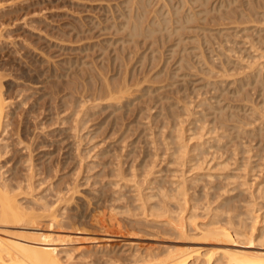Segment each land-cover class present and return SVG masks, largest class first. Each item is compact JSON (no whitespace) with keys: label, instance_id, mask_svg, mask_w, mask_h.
<instances>
[{"label":"rangeland","instance_id":"rangeland-1","mask_svg":"<svg viewBox=\"0 0 264 264\" xmlns=\"http://www.w3.org/2000/svg\"><path fill=\"white\" fill-rule=\"evenodd\" d=\"M222 1L0 0L11 103L0 189L29 211L56 210L62 223L46 228L47 212L40 228L60 230L65 264H155L192 245L264 251V0ZM195 224H233L258 242L202 239Z\"/></svg>","mask_w":264,"mask_h":264},{"label":"bare ground","instance_id":"bare-ground-1","mask_svg":"<svg viewBox=\"0 0 264 264\" xmlns=\"http://www.w3.org/2000/svg\"><path fill=\"white\" fill-rule=\"evenodd\" d=\"M134 1V0H133ZM137 1V0H136ZM215 1V0H214ZM220 1V0H219ZM224 1V0H223ZM223 1H222V3H223ZM230 1V0H229ZM234 1V0H233ZM159 2V1H158ZM199 2V1H198ZM203 2V1H202ZM186 3H187V1H186ZM219 4H220V2H218ZM218 3H216V4H218ZM151 4V3H150ZM175 5V4H174ZM187 5V4H186ZM221 5V4H220ZM219 5V6H220ZM223 5H225V4H223ZM180 6V5H179ZM188 6H189V4H188ZM198 6V5H197ZM213 6V5H212ZM219 6H217L218 8H220ZM226 6V5H225ZM169 7V6H168ZM175 7V6H174ZM222 7H224V6H222ZM228 7V6H227ZM227 7H224V8H227ZM179 8V7H178ZM177 8V9H178ZM189 8V7H188ZM194 8V7H193ZM216 8V7H215ZM217 8V9H218ZM169 9V8H168ZM192 9V8H191ZM201 9V8H200ZM199 9V10H200ZM244 9V8H243ZM198 10V11H199ZM203 11H205L204 9H202ZM212 9H210V11H211ZM219 10V9H218ZM156 11V10H155ZM167 11V10H166ZM165 11V12H166ZM194 11V10H193ZM196 11H197V9H196ZM203 11H201V12H203ZM214 11V10H213ZM216 11V10H215ZM257 11V10H256ZM164 12V13H165ZM174 12V11H173ZM179 12V11H178ZM190 12H192L191 10H190ZM195 12V11H194ZM200 12V11H199ZM151 14V13H150ZM173 14V13H172ZM186 14V13H185ZM193 14V13H192ZM195 14V13H194ZM193 14V15H194ZM207 14H209V13H207ZM240 14V13H239ZM163 15V14H162ZM189 15V14H188ZM192 15V16H193ZM134 16V15H133ZM172 16V15H171ZM205 16V15H204ZM220 16H222L221 14H220ZM224 16V15H223ZM149 17V16H148ZM180 17V16H179ZM183 17V16H182ZM190 17V16H189ZM149 18H151V17H149ZM149 18H148V20H149ZM166 18V17H165ZM197 18V17H196ZM196 18H194V19H196ZM204 18V17H203ZM225 19H226V17H224ZM12 19V18H11ZM183 19V18H182ZM192 19V18H191ZM199 19V18H198ZM198 19H197V21H198ZM201 19V18H200ZM234 19V18H233ZM176 20V19H175ZM187 20V19H186ZM253 20V19H252ZM155 21V20H154ZM157 21V20H156ZM178 21V20H177ZM236 21V20H235ZM258 21V20H257ZM171 22V21H170ZM185 22V21H184ZM250 22H252V21H250ZM254 22V21H253ZM2 23V22H1ZM0 23V24H1ZM4 23V22H3ZM172 23V22H171ZM240 23V22H239ZM243 23V22H242ZM246 23V22H245ZM9 24V23H8ZM158 24V23H157ZM161 24V23H160ZM181 24V23H180ZM220 24V23H219ZM224 24V23H223ZM2 25V24H1ZM3 25H7V24H3ZM3 25H2V27H3ZM184 25V24H183ZM180 26V25H179ZM188 26H191V25H188ZM5 27V26H4ZM168 27H170V26H168ZM178 28V27H177ZM185 28H186V25H185ZM188 28V27H187ZM191 28V27H190ZM168 29V28H167ZM145 30V29H144ZM156 30V29H155ZM185 30V29H184ZM172 31V30H171ZM2 31H0V33H1ZM172 34V33H171ZM4 35V34H3ZM2 35V36H3ZM0 36H1V34H0ZM182 40V39H181ZM7 68V67H6ZM4 70V69H3ZM1 71V70H0ZM5 72V71H4ZM4 72L2 73V74H4ZM8 72V71H7ZM7 72H5V73H7ZM126 72V71H125ZM1 73H0V129H4V126L2 127V124L3 125H5V124H7V123H3V121L5 120V118H6V114H5V118H4V120H3V115H4V113H6L5 112V106L7 105V103H8V101H7V103H6V105H5V102H6V100L7 99H4V97H3V92H2V89H3V76H8L7 74H4V75H2ZM11 74V73H10ZM17 74V73H16ZM102 74V73H101ZM127 74V73H126ZM12 75V74H11ZM11 75H9V76H11ZM152 75V74H151ZM146 76V75H145ZM148 76V75H147ZM104 75H103V79H104ZM125 77H126V75H125ZM11 78H12V76H11ZM14 78V77H13ZM124 78V77H123ZM5 79V78H4ZM107 79V78H106ZM125 79V78H124ZM15 80H16V78H15ZM105 80V79H104ZM138 80H139V78H138ZM109 81V80H108ZM123 81V80H122ZM121 81V82H122ZM152 81V80H151ZM24 82V81H23ZM105 82H107V80H105ZM145 82V81H144ZM127 83V82H126ZM31 84V83H30ZM110 83H108L107 84V86L109 85ZM125 84V83H124ZM141 84V83H140ZM139 84V85H140ZM32 85V84H31ZM120 85H121V83H120ZM120 85H119V87H120ZM126 85V84H125ZM132 85H134V84H132ZM136 85H138V84H135V86ZM130 86V85H129ZM48 87H50V86H48ZM123 87H125V88H122L124 91H125V89L128 87V86H123ZM134 87V86H133ZM53 88V87H52ZM51 88V89H52ZM56 88V87H55ZM121 88V87H120ZM120 88L118 89V90H120ZM130 89L132 88L131 86L129 87ZM135 88H137V87H135ZM5 89V88H4ZM109 89H110V86H109ZM108 89V90H109ZM117 90V91H118ZM122 90V91H123ZM127 90H129V89H127ZM83 91V90H82ZM116 91V90H115ZM121 91V90H120ZM120 91H118L119 93H120V95L122 94V92H120ZM109 93L111 92V91H108ZM135 92H137L136 90H135ZM96 93V92H95ZM94 93V94H95ZM125 93V92H124ZM126 93H129V94H131V92H129V91H127ZM132 93H133V91H132ZM111 94V93H110ZM110 94H108V97H110L111 95ZM113 94V93H112ZM116 94V92H114V94L112 95V96H114ZM118 94V93H117ZM116 94V95H117ZM85 95V94H84ZM107 95V94H106ZM115 95V96H116ZM124 95L125 94H122V96L124 97ZM128 95V94H127ZM134 95V94H133ZM111 96V97H112ZM130 96V95H129ZM110 97V98H111ZM116 97H118L117 99H115V101H117L118 99H119V96H116ZM131 97H132V95H131ZM110 98H108L109 100H110ZM113 98H115V97H113ZM112 98V99H113ZM95 99V98H94ZM102 99V98H101ZM103 99H106V98H103ZM122 99H125V98H122ZM108 100V101H109ZM120 100H121V98H120ZM119 100V101H120ZM113 101H114V99H113ZM10 103V102H9ZM8 103V104H9ZM123 103V102H122ZM11 104V103H10ZM161 112V111H160ZM8 113V112H7ZM160 115V114H159ZM225 115V114H224ZM6 121V120H5ZM169 124V123H168ZM2 127V128H1ZM6 127V126H5ZM8 127V126H7ZM6 127V128H7ZM5 130V129H4ZM1 131V130H0ZM222 132H224V131H222ZM221 132V133H222ZM226 132V131H225ZM164 135V134H163ZM220 135V134H219ZM175 136H177V135H175ZM179 136H180V134H179ZM179 136H178V138H179ZM228 137V136H227ZM176 138V137H175ZM182 138V137H181ZM219 138V137H218ZM166 139V138H165ZM220 139V138H219ZM218 139V140H219ZM183 140V139H182ZM220 141V140H219ZM156 142V141H155ZM179 143V142H178ZM177 143V144H178ZM180 143H182V141H180ZM183 144L185 145V143L183 142ZM182 144V145H183ZM183 145V146H184ZM178 146H180V144L178 145ZM182 147V146H181ZM185 147V146H184ZM187 147V146H186ZM185 147V148H186ZM220 147V146H219ZM186 149H188V147L186 148ZM189 150L190 149H188V151L186 150L185 151V155H187V153L186 152H189ZM203 150V149H202ZM184 151V150H183ZM182 151V152H183ZM180 152H181V150H180ZM194 154V153H193ZM195 155V154H194ZM197 155V154H196ZM190 156H192V155H190ZM188 157V156H187ZM189 158V157H188ZM195 159V158H194ZM193 159V160H194ZM191 160V159H190ZM149 177V176H148ZM148 179V178H147ZM146 179V180H147ZM151 179V181H152V178H150ZM146 180H145V182H146ZM148 181V180H147ZM182 181V180H181ZM183 182H186V181H183ZM183 182H181V184L179 185L180 187H182L184 184H182ZM146 184V183H145ZM148 184V183H147ZM146 184V185H147ZM187 184V183H186ZM185 184V185H186ZM141 185V184H140ZM150 185V184H149ZM149 185L148 186H146V187H149ZM182 185V186H181ZM180 187H176V188H179V192H180V190L181 189H185V187H183V188H181L180 189ZM155 188V187H154ZM187 188V187H186ZM7 189V188H6ZM3 189L4 190V192H3V190H1L0 189V226H18V227H22V228H26V230H27V232H25L24 230V232L25 233H23L24 235H21V236H9V237H5V236H3V235H1V232H0V264H65L62 260H61V258H60V256L61 255H59L58 254V251H59V248H58V244L56 245V243L58 242L57 240H60V239H63V241H64V239L65 238H60L61 236H59L60 235V233H58L60 230H54V228H53V230H51V228H48V229H50L51 231H47V232H45V230L44 231H42V228H40V226L42 227V225H40V223H42L41 222V220H43V217H44V219H45V215H46V218H49L48 217V215L50 216V218H52L50 221H49V223H47L46 225V228L48 227V225L50 224H53L52 226H57V225H55L56 223L58 224H60V222L57 220V218H59L58 216L56 217V210H54V208L55 207H53V210L54 211H51L50 210V212H48V211H43V213L41 214V212H40V210H39V212H40V214L39 213H37L38 211L36 210V212L34 211L35 209H30V211L29 210H27V207H24V206H22L23 204H21L20 202H19V200L17 199V198H15V196H14V194L11 196V194L12 193H9V191H7V190H9V189ZM75 189V188H74ZM184 189H183V191L182 192H184ZM71 190H72V188H71ZM76 190V189H75ZM162 190V189H161ZM161 190H160V192H161ZM186 190H188V189H186ZM11 191V190H10ZM141 191V190H140ZM75 192H77V191H72V193H73V196H74V194H75ZM148 192V191H147ZM176 192H178V191H176ZM187 191H185V193H186ZM149 193H152V192H149ZM188 193V192H187ZM141 194V193H140ZM147 194V193H146ZM145 194V195H146ZM164 194V193H163ZM72 195V194H71ZM71 195L68 197V198H72L71 197ZM144 196V193L143 194H141V196H139V198H142L143 196ZM149 195V194H148ZM180 195H182V194H180ZM185 195V194H184ZM167 196V195H166ZM169 196V195H168ZM150 197V196H149ZM154 197V196H153ZM74 198V197H73ZM144 198H145V196H144ZM144 198H142V199H144ZM152 198V197H151ZM155 198H157V197H155ZM231 198V197H230ZM163 199V198H162ZM165 199V198H164ZM65 200H67V198H65ZM73 200V199H72ZM141 200V199H140ZM153 200V199H152ZM143 201V200H142ZM141 201V203L143 204V205H146V206H148L146 203H148L146 200V203H145V201H143L142 202ZM160 201V200H159ZM166 201V200H165ZM67 202H69L68 200H67ZM72 202V201H71ZM70 202V203H71ZM227 202V201H226ZM91 203V202H90ZM151 203V202H150ZM160 203V202H159ZM162 203V202H161ZM224 203V202H223ZM236 203V202H235ZM68 204V203H67ZM141 204V205H142ZM46 205V204H45ZM44 205V206H45ZM77 205V204H76ZM142 205V206H143ZM160 205V204H159ZM140 206V205H139ZM146 206L144 207V208H146ZM151 206V205H150ZM161 206H164L163 204L161 205ZM255 206V205H254ZM253 206V208L255 209V207ZM48 207V206H47ZM167 206H166V204H165V208H166ZM79 208V207H78ZM142 208V207H141ZM144 208H143V210H144ZM44 210H45V207L43 208ZM48 209V208H47ZM46 209V210H47ZM51 209V208H50ZM148 209V208H147ZM146 209V210H147ZM163 209V208H162ZM161 208H160V210H162ZM32 210V211H31ZM58 210V209H57ZM158 210H159V207H158ZM247 210H249V209H247ZM246 210V211H247ZM250 210H252L251 208H250ZM145 211V210H144ZM157 211V210H156ZM163 211V210H162ZM167 211H168V209H167ZM252 211H254V210H252ZM45 212V213H44ZM48 212V213H47ZM52 212V213H51ZM55 212V213H54ZM95 212H96V210H95ZM98 212V211H97ZM147 212V211H146ZM166 212V211H165ZM164 212V213H165ZM169 212H171L170 210L168 211V213L167 214H169ZM235 212V211H234ZM255 212V211H254ZM254 212H252V213H254ZM48 215H47V214ZM51 213V214H50ZM58 213V212H57ZM148 213V212H147ZM146 213V216L148 215ZM150 213V212H149ZM163 213V212H162ZM218 213V212H217ZM222 213H224V212H222ZM228 213L229 212H227V215H228ZM232 213V212H231ZM230 213V214H231ZM43 214H45L44 216H43ZM56 214V215H55ZM65 214V213H64ZM101 214H103V213H101ZM151 214H152V212H151ZM150 214V215H151ZM158 214H161V213H158ZM166 214V215H167ZM172 214V213H171ZM221 214V213H220ZM255 214V213H254ZM257 214H259V213H257ZM257 214H256V216H257ZM52 215V216H51ZM94 215V214H93ZM96 215V214H95ZM165 215V214H164ZM251 215V214H250ZM260 215V214H259ZM41 216H42V219H41ZM97 216V215H96ZM154 216V215H153ZM152 216V218L153 219H155L154 217ZM157 216V215H156ZM160 216V215H159ZM169 216V215H168ZM217 216V215H216ZM229 216V215H228ZM244 216V215H243ZM255 216V217H256ZM63 217V216H62ZM61 217V218H62ZM111 217V216H110ZM161 217V216H160ZM176 217V216H175ZM183 217V216H182ZM241 217V216H240ZM252 217H254L253 216V214H252ZM97 218V217H96ZM103 218V217H102ZM106 218V216H104V219ZM148 218V217H147ZM217 218V217H216ZM228 218V217H227ZM243 218V217H242ZM259 218V217H258ZM41 219V220H40ZM98 219V218H97ZM170 219H172L171 217L169 218V220ZM178 219V218H177ZM247 219V218H246ZM252 219H254V218H252ZM175 220V219H174ZM174 220H171V221H169L170 222V224L172 223V221H173V223H177V224H179L181 227L184 225H181L182 223H178V221H175L174 222ZM179 220V219H178ZM215 220V219H214ZM229 220V219H228ZM240 220V219H239ZM257 220V219H256ZM256 220H254V227H255V221ZM92 221V220H91ZM98 221V220H97ZM101 221V220H100ZM102 221H104V220H102ZM108 221V220H107ZM147 221V220H146ZM149 221V220H148ZM151 221V220H150ZM154 221H156V220H154ZM161 221H163V220H161ZM160 221V222H161ZM106 222V221H105ZM167 222V221H166ZM256 222H258V221H256ZM62 223V222H61ZM71 223H74V222H71ZM107 223V222H106ZM106 223H103V224H106ZM219 223V222H218ZM36 224H37V226H36ZM100 224V223H99ZM102 224V223H101ZM102 224V225H103ZM113 224V223H112ZM174 224V225H175ZM226 224H227V222H226ZM39 225V226H38ZM83 225V224H82ZM107 225V224H106ZM120 225V224H119ZM173 225V224H172ZM196 226L198 225V224H195ZM219 225V224H218ZM218 225H212V227L210 228V226H208V230L207 229H205L206 231H204L202 228H200V229H202V231L203 232H201V234H199L198 232V234L199 235H201V237L200 238H202V239H204V238H207V239H209V240H214V241H217V240H222L223 238L226 240V242L227 241H229V242H231L232 240H234V237L236 236V238H237V235H241V234H243V235H241V236H244L245 237V239H247L246 237L247 236H245V235H247L248 233H246L245 235H244V233H245V231H246V229H245V231H241L240 230V228H239V230L238 229H234L233 228V230H231V228H229L231 225H233V224H229V227H227L228 226V224H227V226H223V227H221L220 225L218 226ZM241 225H242V223H241ZM60 226V225H59ZM110 225H108V227H109ZM112 226V225H111ZM164 226V225H163ZM170 226V225H169ZM177 225H175V226H173V227H176ZM195 226V227H196ZM207 226V225H206ZM216 226V227H215ZM234 226V225H233ZM252 226V225H251ZM45 227V226H44ZM43 227V228H44ZM51 227V226H50ZM61 227V226H60ZM108 227H106V228H108ZM178 227V226H177ZM181 227H179V228H177L178 230H179V232H180V229H181ZM198 227V226H197ZM196 227V230L198 231V229H199V227L197 228ZM232 227V226H231ZM241 227V226H240ZM253 227V226H252ZM253 227V229H251V231L252 230H254L255 231V229L256 228H254ZM71 228V227H70ZM237 228V227H236ZM247 228V227H246ZM263 228V227H262ZM45 229V228H44ZM57 229V228H56ZM114 229V228H113ZM176 228H174V230H175ZM193 229H195V228H193ZM199 229V230H200ZM242 229V228H241ZM108 230V229H107ZM248 230V229H247ZM258 230V228L256 229V231ZM62 231V230H61ZM109 231H110V229H109ZM108 231V232H109ZM112 231V230H111ZM110 231V232H111ZM201 231V230H200ZM261 231V230H260ZM99 232V231H98ZM108 232H106V234L108 233ZM116 232V231H115ZM182 232H185V226H184V228L182 227V230H181V233ZM187 232V231H186ZM184 233V234H188V233ZM193 232V231H192ZM244 232V233H243ZM105 233V232H104ZM103 233V234H104ZM191 233V232H190ZM195 233H196V231H195ZM256 233H258V232H256ZM57 234V235H56ZM116 235H117V233H115ZM114 234V235H115ZM120 234V233H119ZM118 234V235H119ZM122 234V233H121ZM194 234V233H193ZM259 234V233H258ZM107 235H109V234H107ZM124 235V234H123ZM254 235V234H253ZM54 236H56V237H58V238H56V239H54V240H52L53 239V237ZM96 236H98V235H96ZM203 236V237H202ZM240 236V237H241ZM248 238H250L249 240H245V241H250L249 243H250V245L251 244H253V242H255L256 240L254 239V237L256 238V236L254 235V237L252 236V233L251 234H248ZM250 236H252V237H250ZM260 236V235H259ZM62 237H64V236H62ZM69 237V236H68ZM112 237V236H111ZM244 237H243V239H244ZM70 238V237H69ZM71 238H73V237H71ZM70 238V239H71ZM98 238V237H97ZM96 238V239H97ZM226 238H228V239H226ZM235 238V239H236ZM68 239V238H67ZM69 239V240H70ZM99 239V238H98ZM97 239V240H98ZM103 239V238H102ZM105 239V238H104ZM107 239H109V238H107ZM223 239V240H224ZM259 239V238H258ZM257 239V240H258ZM262 239V238H261ZM206 240V239H205ZM237 240H239V238L237 239ZM240 240H241V238H240ZM240 240L238 241V242H240ZM255 240V241H254ZM264 240V239H263ZM53 241V242H52ZM60 241H62V240H60ZM68 241V240H67ZM219 241V242H220ZM235 241V240H234ZM244 241V240H243ZM259 241H261V240H259ZM54 242H56V243H54ZM237 242V241H236ZM236 242H234L235 244H239L238 242L236 243ZM256 242H258V241H256ZM263 242V241H262ZM103 243H104V241H103ZM197 243V242H196ZM233 243V242H232ZM233 243V245H235ZM240 243H242V242H240ZM244 243H247V242H244ZM243 243V244H244ZM260 243V242H259ZM72 244V243H71ZM242 244V245H243ZM248 244V243H247ZM247 244H244V245H246L247 246ZM261 244H263V243H261ZM62 245V244H61ZM165 245H167V244H165ZM240 245V244H239ZM249 245V244H248ZM80 246V245H79ZM85 246V245H84ZM103 246V245H102ZM169 246V245H168ZM225 246V245H224ZM232 246V245H231ZM236 246V245H235ZM264 246V245H263ZM61 247V246H60ZM82 247V246H81ZM170 247V246H169ZM220 248H218V247H216V248H218V249H213V248H211V249H208V250H202L203 248L200 246H198V248L197 247H194L193 248V245H192V248L191 247H189L188 248V250L187 249H182V250H179V251H176L175 250V248L174 249H172V251H170L171 250V248H169V250H167L168 251V253L167 254H163V257L162 258H160V256L159 257H155V259L158 261V262H156L155 264H199V262L201 261V264H224L223 263V261H222V257H223V259H225L226 261H225V263H229V264H264V251H262V250H251V249H236V248H234V250L232 249V250H230V246H229V250H227V248H225L224 247V249H223V247L221 248V246H219ZM244 247V246H243ZM251 248V247H253V245H251V246H248V248ZM76 249V248H75ZM226 249V250H225ZM263 249V248H262ZM178 250V249H177ZM65 253L66 252H68V251H66L65 249L63 250ZM3 252H7L8 254L10 253V256H11V258H9V257H5V255L3 254ZM18 252V253H17ZM22 252V253H21ZM72 252V251H71ZM69 253V252H68ZM148 254H149V252H148ZM71 254L69 253V255L68 256H70ZM145 255H147V254H145ZM67 256V258H70V259H72L71 257H72V255L70 256V257H68ZM141 256H143V255H141ZM140 256V257H141ZM150 256V255H149ZM148 255H147V257H149ZM152 256H153V254H152ZM142 258V257H141ZM152 258V257H151ZM69 259V260H70ZM153 259V258H152ZM154 259V260H155ZM200 260V261H199ZM137 261V260H136ZM145 261H147V260H145ZM150 261V260H149ZM199 261V262H198ZM68 263H70V262H72L71 260L70 261H67ZM72 263H74V262H72ZM71 263V264H72ZM136 263V262H135ZM146 264H147V262H145ZM145 263H138V264H145ZM75 264V263H74ZM76 264H78V262L76 263ZM122 264V263H121Z\"/></svg>","mask_w":264,"mask_h":264}]
</instances>
